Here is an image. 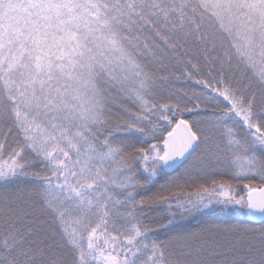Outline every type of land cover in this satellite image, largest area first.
<instances>
[{"label": "snow or ice", "instance_id": "snow-or-ice-1", "mask_svg": "<svg viewBox=\"0 0 264 264\" xmlns=\"http://www.w3.org/2000/svg\"><path fill=\"white\" fill-rule=\"evenodd\" d=\"M0 264H264V0H0Z\"/></svg>", "mask_w": 264, "mask_h": 264}]
</instances>
